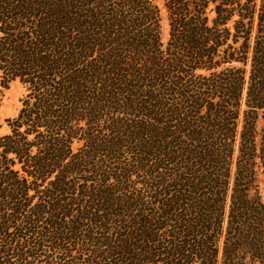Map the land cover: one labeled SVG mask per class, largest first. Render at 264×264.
Returning a JSON list of instances; mask_svg holds the SVG:
<instances>
[{
  "label": "trees",
  "instance_id": "obj_1",
  "mask_svg": "<svg viewBox=\"0 0 264 264\" xmlns=\"http://www.w3.org/2000/svg\"><path fill=\"white\" fill-rule=\"evenodd\" d=\"M164 9L0 0V264H264V0Z\"/></svg>",
  "mask_w": 264,
  "mask_h": 264
},
{
  "label": "rangeland",
  "instance_id": "obj_2",
  "mask_svg": "<svg viewBox=\"0 0 264 264\" xmlns=\"http://www.w3.org/2000/svg\"><path fill=\"white\" fill-rule=\"evenodd\" d=\"M161 10L162 17V41L166 45L169 40V25L166 11L164 9V0H155ZM26 94L25 88L18 82L12 83L4 89L0 86V134L9 133L6 120L15 118L20 109L21 101ZM261 189L263 187L261 186Z\"/></svg>",
  "mask_w": 264,
  "mask_h": 264
}]
</instances>
